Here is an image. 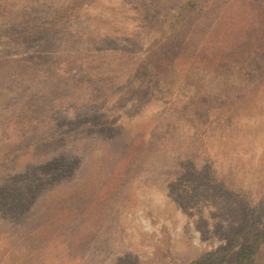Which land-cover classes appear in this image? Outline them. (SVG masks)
Wrapping results in <instances>:
<instances>
[{"label":"rangeland","instance_id":"rangeland-1","mask_svg":"<svg viewBox=\"0 0 264 264\" xmlns=\"http://www.w3.org/2000/svg\"><path fill=\"white\" fill-rule=\"evenodd\" d=\"M86 1L52 32L71 0H0V120L34 125L0 132V250L34 233L27 264H190L252 243L264 233V54L226 78L175 72L172 92L147 56L168 57L154 35L174 0ZM212 19L194 22L203 34ZM67 150L74 168L38 167ZM36 176L41 194L9 213ZM89 176L90 193L63 202Z\"/></svg>","mask_w":264,"mask_h":264},{"label":"trees","instance_id":"trees-1","mask_svg":"<svg viewBox=\"0 0 264 264\" xmlns=\"http://www.w3.org/2000/svg\"><path fill=\"white\" fill-rule=\"evenodd\" d=\"M148 1L152 4V7L155 5L154 7L159 8L156 4L151 2L152 0ZM153 1L157 3L160 0ZM84 2L87 1L71 0V3L65 7L66 13H61L56 17V25H51L50 22H47L49 27L47 29L44 28L45 31H56L55 27L60 22L74 17L76 14L74 10L76 8L77 10L80 9V6H82ZM174 2L175 4L173 7L167 12L161 7L160 18L158 20L159 28L154 35L162 36L154 43V53H157L159 50H161V52L165 51L168 52V57H166L165 54H160L156 61H152L153 54L147 56L149 63L153 66L159 79L168 86L169 91L171 90L173 92L174 81L170 78H172L175 72H178L180 75L179 78H185L184 81L196 80V70L217 75L220 78H226L228 77L226 74L230 75V70L233 69L235 65L241 64V61L244 59H246L244 60L245 66L251 67L252 64L247 63L251 62V54H264V0H174ZM169 4L172 3L169 2ZM70 11L72 13H70ZM203 11L211 13L213 19L211 20L212 25L203 31L207 33L202 34L200 32V28L202 27L197 25L194 19L195 17L201 16V12L203 13ZM162 14L165 15L164 18ZM58 21L60 22L58 23ZM24 24L26 25V23ZM40 25L41 22L38 25L40 28H35L31 33H45L41 31L43 27ZM8 32H10V30H5V33ZM26 33H29V31H22L20 34ZM149 34L148 32L145 33L148 37ZM183 42L184 47L181 51L177 55H172L173 48L175 46L178 47V45ZM134 72L136 73V71H133V73ZM137 73L140 74V70L137 71ZM137 80H139V78L135 74L133 78L134 86L137 84ZM127 94L129 97L133 94V91ZM24 108L28 110V113L33 112L30 107L24 106ZM25 118L24 115L23 117L20 115L16 122L0 120V132L4 133L5 131L13 130V128L20 129L25 126L28 130L34 126L33 122L28 119L29 117L26 118V120H28L27 122H25ZM86 127L87 125H84L82 128ZM60 136L61 135L54 133L52 136L42 137L35 142V146L41 145L39 147L41 151V149L48 145L55 144L56 141L61 138ZM35 146L30 145L26 148L29 149ZM21 150L22 149L13 151L12 155ZM69 152L70 150H67L59 157L40 161L38 167L51 166L59 169L62 164H65L67 168L72 169L79 164V160L78 162L72 160L66 161L64 157H67ZM21 155L23 154L21 153ZM65 172L66 171H60L57 173L58 175H63ZM39 177L40 176H36L33 179V184L28 187V189L32 191V196L29 197L24 192V200L19 201L17 206H15L16 204L11 205L9 213L13 211L14 207H16V215L24 212V210H27L32 197L34 200L38 197V194H41L47 181ZM81 184L82 185L79 187L80 192H76L74 196H68L66 199L64 197L63 202L67 201L73 204L77 197L88 195L91 190L92 178L90 176L87 177ZM61 196V193H59L58 197L63 199ZM53 201L54 203L50 209L58 210L61 202H58L56 199ZM38 237V234L32 233L28 238L26 237L22 240L20 247L12 246L10 247V251L0 250V257L4 258L3 264H27L30 252L32 251L29 249V246L36 244ZM254 237L255 239H253L252 243L239 247L237 251L221 249L193 260L190 264H253L256 259V254L260 249H264V233H257ZM14 248L18 249L20 252L12 250ZM25 253H29V255L26 257Z\"/></svg>","mask_w":264,"mask_h":264}]
</instances>
